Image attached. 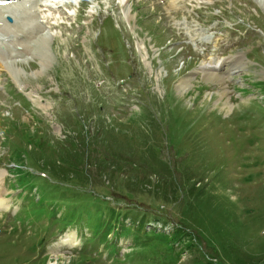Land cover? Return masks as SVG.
<instances>
[{"label": "rangeland", "instance_id": "1", "mask_svg": "<svg viewBox=\"0 0 264 264\" xmlns=\"http://www.w3.org/2000/svg\"><path fill=\"white\" fill-rule=\"evenodd\" d=\"M11 2L0 264H264V0Z\"/></svg>", "mask_w": 264, "mask_h": 264}, {"label": "bare ground", "instance_id": "2", "mask_svg": "<svg viewBox=\"0 0 264 264\" xmlns=\"http://www.w3.org/2000/svg\"><path fill=\"white\" fill-rule=\"evenodd\" d=\"M9 3H11V1L12 0H7ZM16 1V3H18V6H17V8H14V12H16V15H17V13L18 14H20L24 19L23 20H21V19H19V20H21L22 22H21V25L22 26H20V25H18V27L16 28V31L17 32H19V31H24L25 30V28H26V26L28 25V24H30V23H34L35 21H36V17L32 14V9L30 10V2L32 1V0H15ZM12 4V3H11ZM14 5V4H13ZM16 5V4H15ZM1 6V5H0ZM4 8H6L5 6H1L0 7V22H2V17H3V14H2V11H1V9H4ZM11 14V13H10ZM14 14V13H13ZM12 14V15H13ZM17 16H19V15H17ZM16 16V17H17ZM16 17H14V18H16ZM13 18V19H14ZM16 20V19H15ZM7 25H8V23H6ZM7 28L8 27H5L4 26V28H1L0 29V31H1V33L2 32H5V33H11V35H13L12 33H14V30H13V28H10L9 30H7ZM28 30V29H27ZM38 30V29H37ZM40 32V31H39ZM33 32H30L29 33V35H30V37H28L25 41H24V45L26 44V41L27 40H29V41H32L34 38H36L37 39V37H34L33 35L34 34H32ZM39 35V34H38ZM35 36H37V35H35ZM32 38V39H31ZM39 41V46H41V47H44V41L41 39V40H38ZM46 45V44H45ZM29 46V45H28ZM26 47H27V44H26ZM31 47V46H30ZM25 49V48H24ZM25 51H29V50H25ZM30 52V51H29ZM30 55V54H29ZM4 56V55H3ZM44 56V55H43ZM242 56V55H241ZM244 57V56H243ZM237 59H242L240 56H238V58ZM45 60H46V58H45ZM243 60V59H242ZM44 61V60H43ZM212 69H216V68H203L202 70L203 71H211ZM236 69V68H235ZM206 74V73H205ZM204 74V75H205ZM208 74V73H207ZM206 74V75H207ZM211 77V76H210ZM214 77V76H213ZM212 77V78H213ZM189 83V81L187 80V81H183L182 83H181V87H185L187 84ZM186 88V87H185ZM185 88H182V89H185ZM2 179H3V173L1 174V172H0V211H6L7 209H8V205H6L5 203H6V200L3 198V196H2V186H3V181H2ZM71 239H69L68 241H70ZM76 242H74V241H70L69 242V244L70 245H68L69 247H74L76 244H75ZM75 244V245H74ZM74 245V246H73ZM61 251V250H60Z\"/></svg>", "mask_w": 264, "mask_h": 264}, {"label": "trees", "instance_id": "3", "mask_svg": "<svg viewBox=\"0 0 264 264\" xmlns=\"http://www.w3.org/2000/svg\"><path fill=\"white\" fill-rule=\"evenodd\" d=\"M58 169H55L53 170L52 168H44V170H46L47 172H49V178L50 180H57L58 177L60 178L62 175H64L65 173H67L69 170L66 168V167H63V168H59L57 167ZM78 195H75L73 196L72 199H77ZM66 208H68V206H64ZM73 214H77L76 212H73L71 211ZM135 224V223H134ZM139 225H141L139 228H141L142 230H144L145 228V224L143 222L139 223ZM137 225V226H139ZM138 228V229H139ZM162 237H165V238H168L169 240H162L163 242H165L166 246L169 247L170 250L173 251V254L174 255H179V252L176 250V246H180V245H188V247L191 249L195 247V244L193 242V240L189 237V235L187 234V232L185 230H180V229H176L173 231V234H168V235H165V236H162ZM186 237L188 238V241H186ZM161 241V240H159ZM198 255V254H197ZM212 262H207L205 261V259L203 260H199L197 259L196 260V264H210ZM174 264H178V263H174Z\"/></svg>", "mask_w": 264, "mask_h": 264}]
</instances>
